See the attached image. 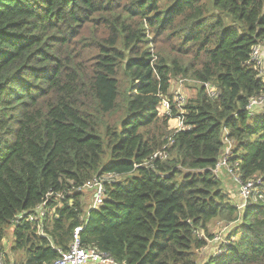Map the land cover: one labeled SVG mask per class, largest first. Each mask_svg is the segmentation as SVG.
<instances>
[{
  "label": "trees",
  "instance_id": "1",
  "mask_svg": "<svg viewBox=\"0 0 264 264\" xmlns=\"http://www.w3.org/2000/svg\"><path fill=\"white\" fill-rule=\"evenodd\" d=\"M151 29L177 55L156 57ZM263 43L264 0H0V242L53 191L45 235L14 228L19 264L52 263L79 226L84 247L118 264H264V200L240 209L213 171L228 139L233 171L264 184V114L248 108L264 96L248 62ZM179 77L195 95L175 128ZM104 174L89 210L78 188ZM214 220L236 227L201 262Z\"/></svg>",
  "mask_w": 264,
  "mask_h": 264
},
{
  "label": "built area",
  "instance_id": "2",
  "mask_svg": "<svg viewBox=\"0 0 264 264\" xmlns=\"http://www.w3.org/2000/svg\"><path fill=\"white\" fill-rule=\"evenodd\" d=\"M249 64L253 67H256L259 69L260 76L263 78L264 81V70L262 69L263 64V57H262V48L261 44H257L253 47L251 57L249 59ZM188 80L186 78H180L178 80V89L175 92L174 101L176 103V107L178 108L180 112V116L178 118H175L179 126L177 128L184 127L183 122V114H184V104L187 101V96L185 95V81ZM206 91L209 95V97H217L219 95V88L213 85L210 82L203 83ZM264 96H260L258 98H252L249 102L248 108L250 111H252V114H264ZM260 110V111H259ZM159 115L161 116H170V113L172 112V104L169 97H164L162 102L160 103V106L158 107ZM226 130V129H225ZM226 141H229L228 139ZM230 142V141H229ZM232 153V145H229L223 150V156L220 158L219 162L217 163L216 167L214 168V173L218 175V172L221 168L224 167V169H227L229 173L233 175V178L235 182L237 183L240 194L244 198L242 204H238V207L240 209H244L250 202L248 198L254 194L255 198H258V200L264 199V184L263 180L261 178H251L247 179L246 181H243L241 176L234 172L231 168V164L229 161V157ZM154 157L165 159L167 157V154L163 151L157 152L154 154ZM229 168V169H228ZM106 177H113V174H104ZM102 175L100 178H96L94 181L87 183L81 187L78 188V191L83 192H89L90 189L96 187L93 191H96L94 195H92V203H91V209L98 208L101 206L106 197V189L104 187L103 178L105 176ZM54 196V192L51 191L48 193V197L46 198L45 202L39 205L34 211H23L17 215L16 220L13 222L14 228L16 227V224L19 222L25 220L29 222H33L37 224L36 222H41L47 214H52L53 211L61 204L53 206V210L47 212L46 205L48 203V198L50 196ZM65 197L64 193L60 192L58 198ZM89 208V209H90ZM38 226V233L41 235H45L44 230H42L41 225L37 224ZM83 230V226H79L75 229L74 232V240L70 246V249L67 251L60 249V255L59 257L53 261L50 264H118L114 262L107 252L101 251L96 248H86L83 246L80 233ZM219 237L215 235V238L211 241L217 240ZM227 239L224 240L221 239V243L225 242ZM210 241V242H211ZM2 242V241H1ZM0 242V243H1ZM220 243V244H221ZM222 249H220V246L216 248L217 252H220ZM0 264H6L4 261V255L2 253V248L0 246Z\"/></svg>",
  "mask_w": 264,
  "mask_h": 264
},
{
  "label": "rangeland",
  "instance_id": "3",
  "mask_svg": "<svg viewBox=\"0 0 264 264\" xmlns=\"http://www.w3.org/2000/svg\"><path fill=\"white\" fill-rule=\"evenodd\" d=\"M147 34L150 36H153L154 39L156 40V43H154V41H152L149 44L151 47V51L154 55H155V50H158L161 54L170 53L171 55H177L176 50L172 49L173 43H176V42H174V41L173 42H167L162 38L160 40H157L155 38L154 31L152 29L150 32H147ZM163 37H165V35H163ZM261 48H262V57H263L262 69L264 70V43L261 44ZM263 74H264V72H263ZM179 79H180V77L175 78L171 81L169 93H170V95L173 94L174 97H175V92L177 90H179L178 89V83H179L178 80ZM190 84H195V83L190 82L189 80L185 81V95L187 96V98L193 97L195 95V91L193 89H186V87L188 88ZM170 123L175 128H177L179 126V123L176 119H173L172 121H170ZM234 147H235V145H232V149H234ZM225 170H226V172L224 173V171H223V174L227 173L226 175L230 176L231 178L228 177L226 179V178H224V175L222 174L221 180H222V186H223L224 192L226 193L230 203L236 204V205L242 204L244 198L240 194L239 187H238L237 183L235 182L233 175L231 173H229L227 169H225ZM131 175H135V173H130V174L126 175L124 177V179H122V180H125L126 177L131 176ZM131 177H133V176H131ZM105 178H106V176H105ZM118 178H120V177H118ZM118 178H116V179H118ZM177 179H179V178H177ZM124 183L126 184L127 180H126V182L124 181ZM95 188L96 187L90 189L89 190L90 193L85 192L86 194L83 197L85 202H86V198L89 197V200L87 202V208L88 209L91 207L92 197H93L92 195H94L96 192V191H93ZM237 190H238V192H237ZM248 200L253 201V203L259 201L258 198H255L254 194H252L248 198ZM89 210H91V208ZM235 227L236 226H234V228ZM12 228L14 229L13 225L9 226L6 229V233L2 237V242L0 243V246L2 248V253L4 255L5 263L7 261H9L11 264H19V261L22 258L23 254L21 252H18V250L15 249V241L13 239V229ZM230 229H232V222H225L222 220H214L210 223V225H209L210 232L213 233L214 235H217L219 238L217 240L211 241L209 243V245L207 246V248L202 250V252L205 253L204 257H208V255H210V253H213L216 251V248L218 246H220L221 239L224 240L228 236ZM233 229L231 230V232L233 231Z\"/></svg>",
  "mask_w": 264,
  "mask_h": 264
},
{
  "label": "crops",
  "instance_id": "4",
  "mask_svg": "<svg viewBox=\"0 0 264 264\" xmlns=\"http://www.w3.org/2000/svg\"><path fill=\"white\" fill-rule=\"evenodd\" d=\"M229 145H233L231 142H229V141H225V147H224V149L226 148V147H228ZM223 171H224V173L226 172V170L224 169V167L223 168H221L220 169V171L218 172V177L221 179L222 178V174H223ZM227 174V173H226ZM226 174H223L224 175V178H228V177H230V176H228V175H226ZM231 178V177H230ZM222 181V180H221ZM237 187V186H236ZM237 192H238V190H237ZM90 195V194H89ZM88 200H89V197L88 198H86V204H87V202H88ZM13 229V228H12ZM13 231H14V229H13ZM13 239H14V237H13ZM204 255H205V253H203L202 251L200 252V254H199V260H201V262H202V259H204Z\"/></svg>",
  "mask_w": 264,
  "mask_h": 264
},
{
  "label": "clouds",
  "instance_id": "5",
  "mask_svg": "<svg viewBox=\"0 0 264 264\" xmlns=\"http://www.w3.org/2000/svg\"><path fill=\"white\" fill-rule=\"evenodd\" d=\"M180 78H182V77H180ZM186 79H188V78H186ZM188 80H189V79H188ZM187 99H188V98H187ZM236 206H238V205H236ZM226 238H227V237H226ZM208 245H209V244H208ZM206 248H207V247H206ZM206 248H205V249H206Z\"/></svg>",
  "mask_w": 264,
  "mask_h": 264
}]
</instances>
